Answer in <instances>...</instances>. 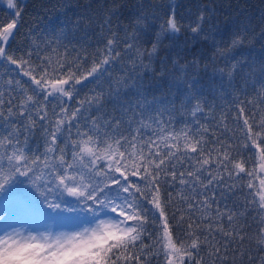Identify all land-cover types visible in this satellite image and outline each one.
Segmentation results:
<instances>
[{
    "label": "snow or ice",
    "instance_id": "6c2138e0",
    "mask_svg": "<svg viewBox=\"0 0 264 264\" xmlns=\"http://www.w3.org/2000/svg\"><path fill=\"white\" fill-rule=\"evenodd\" d=\"M7 7L15 11L10 22L0 23V65L9 74L0 92V264H150L157 256L164 264H206V257L208 264H225L229 252L247 254L246 240L255 237L264 245V116L257 121L255 112H245V104H264V65L259 81L244 58L220 70L233 90L238 75L245 87L256 88V101L236 105L242 142L225 145L215 136L226 127L223 120L215 128L201 123L208 119L206 101L191 91L181 108L196 128L184 122L176 131L175 99H150L140 72L117 79L115 88L109 83L111 110L103 91L80 97L81 88L99 84L122 54L133 53L134 69L154 72L161 36L184 27L176 3L151 48L138 46L144 28L137 26L146 17H136L133 31L126 29L120 40L109 16L101 29L107 26L110 35L91 57L72 56L75 49L63 44V32L53 33L54 39L30 37V46L16 56L10 41L21 11L18 0H7ZM204 20L201 12L188 30L201 36ZM246 36L247 30L234 32L213 59H231ZM253 224L257 231L250 235Z\"/></svg>",
    "mask_w": 264,
    "mask_h": 264
},
{
    "label": "trees",
    "instance_id": "16d2710c",
    "mask_svg": "<svg viewBox=\"0 0 264 264\" xmlns=\"http://www.w3.org/2000/svg\"><path fill=\"white\" fill-rule=\"evenodd\" d=\"M172 3L177 4L176 18L184 24V27L179 33L169 32L161 36L160 49L152 64L155 71L145 72L142 68L134 69L131 59L133 53L122 54L117 62L107 66L109 72L105 73L99 84L87 82V86L81 88L80 97L91 95L90 89H95L96 92L103 91L106 107L111 110L112 102L107 99L109 83L111 82L112 87L115 88L117 79L125 74L135 76L140 72L150 99L152 95H162L167 100L175 99L178 111L173 114L172 126L176 131L183 129L184 122H189L194 130L196 128L192 123L193 117L186 109L181 108L185 95L191 91L201 100L206 101L205 115L208 119L201 118V123L211 124L215 128L220 126L223 120V125L226 127H220L215 136L224 140L225 145L238 144L242 142L243 134L239 131V127L242 125L243 117L236 120V105L248 99L256 101V88L251 84L245 87L238 75L235 80L236 90H233L228 86L227 75H222L220 70H226L232 60L244 58L245 68L247 69L249 65L253 66L256 69L254 78L260 80L259 69L264 65V0H18L21 16L18 18L15 38L10 41V49L16 56H20L30 46V37L37 40L42 37L54 39L63 32L64 36L61 37L63 44L70 50L75 49L72 56L79 53L91 57L98 48L104 46L110 35L107 26L101 29L106 18L110 16L111 30L117 32L118 38L123 40L126 35L125 30L131 33L136 17L141 15L146 19L137 26L144 28L139 33L138 46L151 48ZM13 11L15 10L8 9L7 0H0V23L10 22L13 18L10 13ZM201 12L205 16L204 33L201 36H194L187 25L195 21ZM240 30H247V36L244 44L230 54L231 59L219 56L213 59L217 48L223 49L232 34ZM204 34H209V39H203ZM119 47L122 48L123 45ZM60 51L62 52L63 49L61 48ZM194 60L197 61L196 64L192 63ZM174 61L177 62L175 66ZM180 66H186L187 70L180 71ZM162 68L165 69L163 75L160 74ZM8 75L0 65V92L5 91ZM10 75L18 79H27L17 77L15 72ZM187 82L193 83L191 90L187 87ZM240 89L244 90L240 91ZM245 112L248 115L255 112V119L259 121L261 116H264V104H259L255 108L245 104ZM39 140L40 136L37 132L31 140L32 146L35 147ZM258 162L257 157V164ZM248 167L251 165H246V168ZM247 180L248 178L245 177V184ZM254 183L258 186L259 181L255 180ZM249 191L245 187V194ZM234 199L244 202V196ZM228 203L231 205V200ZM255 214L252 213L253 216ZM248 220L252 223L251 217H248ZM256 231V225L253 224L249 234ZM262 248L264 245H258L255 237L246 240L242 251L247 254L241 256L238 252L235 254L229 252L225 264H260V258L264 257ZM249 254L252 260L248 259ZM205 261L208 264L207 257ZM150 264H164V262L157 256L150 257Z\"/></svg>",
    "mask_w": 264,
    "mask_h": 264
},
{
    "label": "rangeland",
    "instance_id": "374dc122",
    "mask_svg": "<svg viewBox=\"0 0 264 264\" xmlns=\"http://www.w3.org/2000/svg\"><path fill=\"white\" fill-rule=\"evenodd\" d=\"M86 227V226H85ZM73 229H71V228H64V229H56L55 227H53V229H52V231H72ZM42 231H43V229H42Z\"/></svg>",
    "mask_w": 264,
    "mask_h": 264
}]
</instances>
